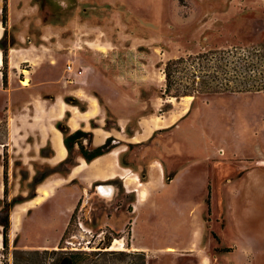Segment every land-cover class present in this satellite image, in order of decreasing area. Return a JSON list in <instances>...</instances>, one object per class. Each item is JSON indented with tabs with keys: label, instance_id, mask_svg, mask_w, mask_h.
<instances>
[{
	"label": "rangeland",
	"instance_id": "obj_1",
	"mask_svg": "<svg viewBox=\"0 0 264 264\" xmlns=\"http://www.w3.org/2000/svg\"><path fill=\"white\" fill-rule=\"evenodd\" d=\"M32 3H37L35 19L38 20L33 29L35 32L39 34L37 30L51 25L57 29V36L61 34L71 37L72 44L67 49L70 55L83 48L98 52L95 63H92L101 75L95 82L98 90L94 93L99 99V104L103 106L99 95L105 91L101 89L100 82H105L110 85L106 94L113 100L109 109L104 106L105 128L114 123L116 116L121 115L124 108L125 111L128 110L130 119L127 134H131L130 128H136V122L140 118L150 117L155 120V117L169 111L174 112L173 116L177 117V122L188 117L194 120V135L198 138L208 132L220 134L221 131H215V125L212 123V115L219 107V102L224 107L221 121L230 125L233 120L232 112L240 104V97L234 96L239 95L243 99L264 93V90H261L234 94H200L194 100L185 99L191 96L174 98L173 91L191 89L195 83L190 80V76L181 73L179 83L171 88L170 94H166L164 74L165 63L169 60L180 57L187 59L198 54L218 51L225 52L226 61L232 62L242 73L235 81L237 86H254L253 89L262 85L264 87V0H34ZM72 21H75L72 23L73 28L65 30ZM11 31L13 30L8 31L10 35ZM37 33L33 39L36 45L39 43ZM8 45L13 44L0 42V48L5 50ZM215 58L218 59V56ZM6 62L5 60V65L0 68L1 74L2 71L6 72ZM219 63L223 65L225 57ZM247 64L254 67L248 82L242 77ZM68 67L71 68V65L66 66L67 70ZM1 76L0 145L8 142L11 127L15 126L11 121L12 115L16 113L15 109L11 110L6 104L9 85L7 78L3 85ZM25 82L27 84L26 80ZM196 82L198 83L199 79ZM123 100L129 103L128 109L126 104L122 103ZM190 101L186 116L181 117ZM77 103L83 107L78 101ZM262 104V101H257L258 111L261 110L259 106ZM205 105L208 108H205ZM19 111L29 114L26 110ZM19 125L25 132V123ZM224 135L222 133L220 137L224 138L222 141L218 140L215 146L221 148L227 157L233 154L238 157L237 151L241 146L238 147L232 140L229 127ZM244 149L241 148V152H244ZM198 152L200 155L201 150ZM73 156L72 153V159ZM10 162L9 154L4 155L0 161L2 182L3 165L6 170V195L0 200V219L6 213L9 217L12 209L2 212L4 203H10L13 199H24L17 195L9 200L11 192L7 185L12 174ZM198 162L199 170L206 167L200 160ZM14 163L18 168L17 173L25 177L26 173L20 161ZM228 168L233 167L226 165V169ZM45 170L43 167L35 169L39 176ZM231 171L227 170L226 175H230ZM233 173L234 171L231 175ZM258 185L262 190L258 187L256 192L250 189L249 182L248 191H241V185L237 186L236 182H216L214 179L212 182H206L205 186H200L198 182L186 187L180 186L174 201L171 202L174 213L181 211L179 216L169 212L173 215L169 225L165 218L168 212L154 213L153 218L147 219V225L137 234L132 232L131 223L126 224L124 230L119 233L105 228L88 229L86 225H94V212L91 207H86L88 214L81 215L77 208L56 249H40L42 241L50 240L51 237L18 234L14 241L7 238L6 248L1 247L0 264H64L63 258L78 252L91 256L86 259V255L81 253L83 259H80L79 264H142L143 260L145 264H264V182H258ZM24 187L32 192V188L22 182V189ZM256 195V211L254 215H250V199L254 202L253 196ZM226 201H231L227 203L233 210L228 218L223 212ZM87 209H83L81 213ZM194 215L199 224V240L195 235H188ZM89 217L91 221H88ZM1 240L2 237L0 243ZM114 240H120L126 250H109ZM82 247L86 249L81 250ZM131 247L137 250H130ZM91 252L96 255H91L94 254ZM109 252L115 253L110 255ZM120 252L125 255H119Z\"/></svg>",
	"mask_w": 264,
	"mask_h": 264
},
{
	"label": "crops",
	"instance_id": "obj_2",
	"mask_svg": "<svg viewBox=\"0 0 264 264\" xmlns=\"http://www.w3.org/2000/svg\"><path fill=\"white\" fill-rule=\"evenodd\" d=\"M32 1L34 0H0V42L13 44L6 48L9 85L6 104L11 110H16L11 120L15 126L11 127L8 142L0 145V161L4 155H10L12 174L7 185L11 192L9 200L17 195L24 198L11 209L7 238L14 241L18 234L51 237L50 240L42 241L40 249H56L74 211L79 208V213L86 215L88 207L94 212V225H86L88 229L105 228L119 233L126 224L131 223L132 232L137 234L147 225V219L151 220L154 213L162 211L166 214L168 212L165 218L170 225L172 216L177 217L181 212L178 210V213H174L171 208L176 192L180 186H190L194 182H198L200 186H205L206 182H212L213 179L216 182H236L237 186L241 185V191H248L249 182L250 189L257 191L260 187L258 182H264V93L243 99L242 96H234L240 97V104L232 112L233 120L230 125L221 121L224 107L220 102L219 107L214 110L212 123L215 131H221L225 136L229 127L232 140L238 147L241 146L237 151L238 157L234 154L227 157L221 148L215 146L218 140L222 141L224 138L220 137L221 132L204 133L198 138L194 135L195 121L188 117L178 123L173 111L159 115L155 120L150 117L140 118L136 122V128H130L131 134H127L130 119L128 110L122 108V114L116 116L110 127L105 128V107L109 109L113 100L106 94L110 85L105 82H100L101 89L105 91L99 95L103 106L94 93L98 90L95 82L101 75L93 64L98 52L83 48L70 55L67 49L72 44L71 37L61 34L57 36V29L51 25L37 30L39 34L35 32L33 29L38 20L35 19L37 3ZM4 6L5 23L2 25ZM74 22L65 30L72 29ZM9 30H13L11 35ZM35 33L38 34V45L33 42ZM0 57L2 61V48ZM68 64L71 65L69 70L66 68ZM2 66L3 61L0 68ZM66 98L78 101L83 110L67 103ZM257 101L263 102L259 106L260 111ZM122 103L128 109L129 103L126 100ZM190 103L191 101L184 108L181 117L186 116ZM209 105L210 103L207 104ZM19 110L29 111V114H23ZM89 112L91 114L85 116ZM205 121L203 117L204 124ZM61 122H64L62 127L67 128L69 133L81 130L91 134L90 141L83 142L86 148L99 147L109 138L113 140L114 147L108 153L86 162L79 155V147L75 144L73 164L64 174L53 173L44 178L35 186L34 197L28 199L29 191L25 187L22 189V182L29 185L37 175L35 169L54 168L68 157L63 135L57 129V124ZM21 123H25V132L19 128ZM50 128L60 133L63 150L60 158H57V151L52 144ZM244 147L248 149L245 150ZM241 148L245 151L241 152ZM198 160L206 167L199 170ZM15 161H20L25 177L17 173ZM226 165L233 168L226 169ZM227 170L234 171L233 175L232 171L230 175H226ZM141 174L145 176L144 181L140 179ZM1 176L0 164V200L4 197ZM253 197L254 202L249 197L250 215H254L256 211L257 195ZM227 202L229 201H226L223 212L226 217H230L233 210ZM22 204L26 208L20 212L15 226L12 214ZM83 209L87 210L81 213ZM87 219L91 221L90 217ZM189 234L195 235L197 240L200 238L195 215L191 219ZM133 244L132 242L131 245ZM131 248L137 250L135 247Z\"/></svg>",
	"mask_w": 264,
	"mask_h": 264
},
{
	"label": "trees",
	"instance_id": "obj_3",
	"mask_svg": "<svg viewBox=\"0 0 264 264\" xmlns=\"http://www.w3.org/2000/svg\"><path fill=\"white\" fill-rule=\"evenodd\" d=\"M5 6L2 9V25L5 23ZM216 55L218 56V59H216ZM225 52H218V51H212L207 54H198L195 57H189V58H177L174 60H169L165 63L164 66V74H165V81H166V88L165 93L170 94L171 88L179 83V75L181 73H185L186 75L191 77V81L193 82L194 86L191 87V89L188 90H175L173 91L172 97L179 98V97H186L191 96L193 100L197 97V95H206V94H221V93H241V92H255V91H261L264 90L263 85L259 88H255L254 86H241L236 85L235 81L237 77H241V72L237 69L236 66H233L232 62L226 61L227 58L225 56ZM225 57V63L221 65L219 61H223ZM5 59H6V50L2 48V61L3 66L5 65ZM219 63V65H218ZM254 67L251 64H247L245 67V73L242 76L246 82L250 81L249 78H251L252 74H250L253 71ZM205 73V74H203ZM173 77H175V80H173ZM6 72L2 71L1 81L3 85L6 82ZM199 79V82L197 83L196 80ZM207 79V80H206ZM67 103H70L71 105L78 106L80 110H83L82 107H80L76 100H70L66 98ZM93 127H95L94 124H91ZM57 129L60 130V132L63 135V144L68 152V157L59 163L54 168H48L45 170L43 174L40 176L37 174L33 178L32 182L29 184V186L32 188V192H29L28 199H32L34 197V188L36 185L41 183V181L46 178L47 176L53 174V173H60L64 174L67 170V168L73 164V159L71 158L72 152H73V146L75 144L79 147V155L86 161L91 162L97 157H100L109 151L114 147L112 143V139L109 138L105 141V143L99 147L96 148H86L83 145V141L86 140L87 142L91 139L90 133H85L81 130H77L73 133H69L67 128H63L61 124H57ZM140 179L144 181L145 176L141 174ZM3 194L6 195V170L5 165H3ZM21 203L18 199H13L10 203H4L2 206L1 211L8 212V209L12 208L14 205ZM74 215V214H73ZM73 215L70 219L69 225L73 219ZM68 225V227H69ZM0 227H1V236H2V243L3 248H6L7 246V236L8 231L10 227L9 223V217L6 213L3 218L0 219ZM68 229V228H67ZM67 231V230H66ZM65 231V233H66ZM64 233V234H65ZM64 236V235H63ZM76 253V252H74ZM83 255H86V259H89L90 254H86L85 252H81ZM78 252V254H73L71 257L63 258L65 261L64 264H79L82 254ZM94 253V252H91ZM110 255H114L115 252H109ZM119 255H125L124 252H120ZM20 254V253H19ZM96 255V253L91 254ZM53 264H62V262L59 263H53ZM142 264L144 263V260L142 261Z\"/></svg>",
	"mask_w": 264,
	"mask_h": 264
},
{
	"label": "bare ground",
	"instance_id": "obj_4",
	"mask_svg": "<svg viewBox=\"0 0 264 264\" xmlns=\"http://www.w3.org/2000/svg\"><path fill=\"white\" fill-rule=\"evenodd\" d=\"M2 63L1 61V57H0V64ZM185 99L187 100H191L192 97H186ZM56 107V106H55ZM57 112V111H56ZM91 113H87L85 116H89ZM58 115V114H57ZM48 123V122H47ZM49 124V123H48ZM47 124V125H48ZM52 124V123H51ZM52 127V126H51ZM50 135L52 137V144L54 146V148L56 149L57 151V158H60L62 157L63 155V150L61 148V144H60V138H59V135L60 133L58 132V130L56 129H53V128H50ZM41 200V199H40ZM21 205V204H20ZM23 205V204H22ZM26 208V205H23V206H20V207H16L13 211V214H12V220L14 222V224L16 225L18 220H19V214L20 212L24 211ZM2 237V236H1ZM0 237V238H1ZM2 247V240H1V243H0V249ZM109 250H114V251H125L126 249L124 248V245L123 243L120 241V240H114L112 246L109 248ZM130 250H134L132 248H130ZM170 250V249H168Z\"/></svg>",
	"mask_w": 264,
	"mask_h": 264
},
{
	"label": "built area",
	"instance_id": "obj_5",
	"mask_svg": "<svg viewBox=\"0 0 264 264\" xmlns=\"http://www.w3.org/2000/svg\"><path fill=\"white\" fill-rule=\"evenodd\" d=\"M68 69H70V67H68ZM79 227H81V225L79 224ZM73 250H78V248H72ZM81 250H83V249H86V248H80Z\"/></svg>",
	"mask_w": 264,
	"mask_h": 264
},
{
	"label": "water",
	"instance_id": "obj_6",
	"mask_svg": "<svg viewBox=\"0 0 264 264\" xmlns=\"http://www.w3.org/2000/svg\"><path fill=\"white\" fill-rule=\"evenodd\" d=\"M2 246H3V243H2Z\"/></svg>",
	"mask_w": 264,
	"mask_h": 264
}]
</instances>
